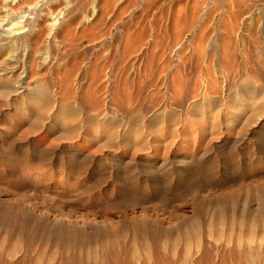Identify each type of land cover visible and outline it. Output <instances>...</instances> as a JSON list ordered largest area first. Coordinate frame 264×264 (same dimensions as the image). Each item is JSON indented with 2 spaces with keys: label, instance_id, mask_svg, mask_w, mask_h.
Masks as SVG:
<instances>
[{
  "label": "rangeland",
  "instance_id": "1",
  "mask_svg": "<svg viewBox=\"0 0 264 264\" xmlns=\"http://www.w3.org/2000/svg\"><path fill=\"white\" fill-rule=\"evenodd\" d=\"M30 1H0L44 28L0 41V264H264V0Z\"/></svg>",
  "mask_w": 264,
  "mask_h": 264
},
{
  "label": "bare ground",
  "instance_id": "2",
  "mask_svg": "<svg viewBox=\"0 0 264 264\" xmlns=\"http://www.w3.org/2000/svg\"><path fill=\"white\" fill-rule=\"evenodd\" d=\"M0 1H2V4H3V2L5 3V4H9L10 6L12 5H15V4H20V3H24L23 1H25L28 5H29V3L27 2L28 0H0ZM30 1V0H29ZM36 1V0H35ZM40 1V0H39ZM45 1V0H44ZM52 1V0H51ZM150 1V0H149ZM31 2V1H30ZM33 2V1H32ZM26 3H24V4H26ZM37 3V2H36ZM35 3V4H36ZM42 3V2H41ZM45 3V2H44ZM47 3H48V1H47ZM26 4V5H27ZM54 4V3H53ZM1 5V4H0ZM21 5V6H20ZM19 6H16V7H18V10H22L21 8L23 7L22 5L23 4H20ZM27 5V6H28ZM34 5V4H33ZM39 5V4H38ZM95 5V4H94ZM3 6V5H2ZM25 6V5H24ZM31 6V5H30ZM252 6V5H251ZM251 6H249V7H251ZM9 7V6H8ZM21 7V8H20ZM33 7V6H32ZM5 8L7 9V6H5ZM5 8H3V11L4 10H6ZM12 7H10V8H8L9 10L11 9ZM13 9V8H12ZM247 9V8H246ZM253 9H255V7L253 8ZM0 10H2V8L0 9ZM8 10V11H9ZM13 10H17V8L15 9H13ZM17 10V12L16 13H18L19 11ZM23 11V10H22ZM21 11V12H22ZM194 11H196V10H194ZM239 11V10H238ZM243 11V10H242ZM11 12V11H10ZM248 12H251V11H248ZM6 15H7V13H6ZM3 16V17H1L0 18V41H6L7 43L9 42V43H15V44H17V43H24L25 44V46H28V45H30V43L29 42H32L33 44H36L37 42H39L38 40L41 38V35H42V29H44L43 27L42 28H40V26H33V24H34V22H33V24H32V26H30V25H28L27 24V27L24 25V24H21L20 23V21H16V19H15V21L14 22H11L12 21V19L11 20H9L11 17V15L10 16ZM16 14H15V12H14V16H15ZM18 15V14H17ZM16 15V16H17ZM236 15V14H235ZM234 15V16H235ZM14 16H13V18H14ZM77 16V15H76ZM8 17H10L9 19H8ZM20 18L21 17H23V15L21 14L20 16H19ZM25 17V16H24ZM19 18V19H20ZM56 18V17H55ZM74 18V17H73ZM234 18V17H233ZM245 18V17H244ZM18 19V20H19ZM22 19V21L23 20H25V18L23 19V18H21ZM57 19V18H56ZM9 20V22H10V24H9V22H7ZM27 20V19H26ZM238 19H236V21H237ZM55 21V20H54ZM67 21V20H66ZM70 21V20H69ZM36 22V21H35ZM238 22H239V20H238ZM7 23L9 24V25H7ZM24 23V22H23ZM26 23H29V21L28 22H26ZM56 22H54V23H51V28H50V32L48 33L49 35L51 34V35H54L55 37H56V35L58 34H60L61 33V31L62 30H60V29H57L55 26H53L54 24H55ZM30 24V23H29ZM64 24V23H63ZM238 24V23H237ZM236 24V25H237ZM239 24H240V22H239ZM243 25H244V23H242ZM66 25V24H65ZM5 26H7V28H5ZM64 26V25H63ZM238 27V26H237ZM59 28H60V26H59ZM51 30H53V31H51ZM44 32V31H43ZM69 32V31H68ZM68 32H66V33H68ZM92 32H94V31H92ZM65 33V34H66ZM89 33H91V32H89ZM99 33V32H98ZM64 34V35H65ZM48 35V36H49ZM50 35V36H51ZM71 35V34H70ZM86 35H88V34H86ZM85 35V36H86ZM90 35V34H89ZM93 35V36H92ZM95 35H96V33H93V34H91V37H95ZM102 36V38H103V35H101ZM113 36V35H112ZM44 37V36H43ZM42 37V38H43ZM52 37V36H51ZM64 37V36H63ZM62 37V38H63ZM68 37L69 38H71L70 36H67V37H64L62 40H64L65 42H68L69 44V46H72L73 45V42L71 41V42H69V39H68ZM84 37V36H83ZM88 37V36H87ZM50 38V37H49ZM44 39V38H43ZM73 39V38H72ZM71 39V40H72ZM96 38H94V40H95ZM99 39H101V37L99 36ZM98 40V39H97ZM237 40V39H236ZM35 41V42H34ZM41 41V40H40ZM44 41H48L47 39H44ZM89 41H91V40H89ZM45 42V43H46ZM92 42H93V39H92ZM1 43V42H0ZM31 43V47H32V44ZM40 44H42V42L40 43ZM40 44H37V45H39L40 46ZM44 44V43H43ZM18 45V44H17ZM47 45V44H46ZM13 46V45H12ZM16 46V45H15ZM49 46V45H48ZM17 47V46H16ZM46 47V46H45ZM4 49H12V47H11V45L9 44V45H6V46H4L3 47ZM27 48V47H26ZM35 48H36V45H35V47H34V50H35ZM37 48H39V47H37ZM40 48H41V46H40ZM33 50V49H32ZM33 50V51H34ZM40 50V49H39ZM24 51V50H23ZM37 51V50H36ZM36 51H34V52H36ZM38 52V51H37ZM51 53V52H50ZM41 56V55H40ZM48 59V58H47ZM46 63V62H45ZM112 75V74H111ZM243 241V240H242ZM236 244V243H235ZM243 244V243H242ZM210 251V250H209ZM240 251V250H239ZM243 251V250H242ZM67 253V252H66ZM67 254H69V253H67ZM72 254V253H71ZM74 254V253H73ZM208 254H209V252L208 253H206L205 255H204V257L202 258V260L200 261V262H198V260H197V262H198V264H203V263H207V260L209 259L208 257ZM237 252L236 251H234V252H232V255L235 257V256H237ZM80 255V254H79ZM72 256V255H71ZM187 256V255H186ZM229 256V255H228ZM231 256V255H230ZM81 257V256H80ZM224 257V256H223ZM227 257V256H226ZM68 258V257H67ZM232 258V257H231ZM242 258V257H241ZM24 259V258H23ZM22 259V260H23ZM70 259H71V257H70ZM79 259V258H78ZM124 259V258H123ZM158 259V258H157ZM224 258H222V260H223ZM227 259V258H226ZM1 260V259H0ZM25 260V259H24ZM225 260V259H224ZM224 260H223V262H224ZM237 260V259H236ZM238 260H240L239 258H238ZM255 259H253V261H254ZM28 261V260H27ZM26 261V262H27ZM65 261V260H64ZM71 261H73V260H71ZM78 261V260H77ZM242 261V260H241ZM251 261V260H250ZM1 262V261H0ZM24 262V261H23ZM70 261L68 260L67 262H66V264H68ZM214 262V261H213ZM226 262V261H225ZM236 262V261H235ZM244 262V261H243ZM12 263V262H11ZM20 263H22L21 261H20ZM119 263H121V262H119ZM126 263V262H125ZM161 262H159V264H160ZM166 263V262H165ZM216 263V262H215ZM230 263V262H229ZM238 263V262H237ZM252 263H254V262H252ZM251 262H249L248 261V264H252ZM4 264V263H3ZM6 264V263H5ZM19 264V263H18ZM24 264V263H23ZM25 264H27V263H25ZM29 264V263H28ZM124 264V263H123ZM126 264H131V263H126ZM209 264H211V263H209ZM217 264V263H216ZM224 264V263H223ZM239 264H240V262H239Z\"/></svg>",
  "mask_w": 264,
  "mask_h": 264
}]
</instances>
